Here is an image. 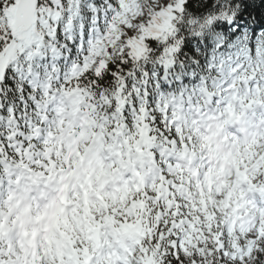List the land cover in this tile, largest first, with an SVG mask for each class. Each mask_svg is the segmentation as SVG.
Returning <instances> with one entry per match:
<instances>
[{
    "label": "snow or ice",
    "instance_id": "snow-or-ice-1",
    "mask_svg": "<svg viewBox=\"0 0 264 264\" xmlns=\"http://www.w3.org/2000/svg\"><path fill=\"white\" fill-rule=\"evenodd\" d=\"M73 89L79 97L68 98ZM256 89L264 91V0H0V195L7 189L39 212L40 201L73 199L87 177L103 174L93 185L102 195L137 186L147 193L136 211L156 225L159 264H241L242 256L243 264H264V236L251 254L244 246L232 259L226 229L223 247L196 241L187 255L183 205L173 216L172 197L157 198V185L171 190L179 175L173 142L188 143L184 129L198 117L222 118L225 105ZM67 125L80 138L58 157ZM252 174L253 184L264 182V171ZM106 214L111 207L96 220L103 224ZM101 231L98 245L81 236L61 264L126 257L119 237ZM15 235L0 213V264H18L6 243Z\"/></svg>",
    "mask_w": 264,
    "mask_h": 264
},
{
    "label": "rangeland",
    "instance_id": "rangeland-1",
    "mask_svg": "<svg viewBox=\"0 0 264 264\" xmlns=\"http://www.w3.org/2000/svg\"><path fill=\"white\" fill-rule=\"evenodd\" d=\"M144 2L147 3L148 0H144ZM166 23L167 22L165 21V24ZM259 97L260 96L258 94V89H256L253 95H246L245 97L237 100L235 103H229L225 105L224 111L221 114L224 116L227 115V118L231 116L237 119L238 117V125L243 124V130L247 132V137L241 141L242 144L246 142L247 144L245 146L238 145L235 150V154L233 155V159L236 161V163L242 168H246L247 174L253 168L258 167L261 161H264V108H260L258 102ZM244 108H246V112H250L249 115H246ZM200 119L202 121L210 122L212 117H200ZM184 130L189 131V128L186 127ZM76 133L77 129L73 128L71 125H67L64 129L61 130V135L58 139L57 144L55 145L56 154L58 157L60 155L61 148L68 150L69 154L72 150H74L73 145L77 142V139L80 138L77 137L76 139H73V137L76 136ZM92 135L95 136V133H93ZM81 136H83V133H81ZM190 149L183 150V156L186 159L190 157L189 161H183L189 164L192 163L194 159L193 155L198 153V149L196 147L192 148V146H190ZM64 159L65 163H67V156H65ZM172 159L174 161L173 156ZM254 161H256L255 164L253 163ZM178 164L182 165V167H184L185 169L187 168V164ZM247 174L245 173L243 176L244 179L248 181L249 179L247 177ZM102 175L103 174L97 175L95 178H93L92 176L87 177L85 181L86 187L82 186L80 193H73V199H64L60 202L59 205L51 200L48 202L42 201L43 204H40L43 217H41V219L38 217V222L31 219L32 217L30 213L32 208L36 211L35 203L29 206L27 203H24L20 199L16 198L15 194H12L10 196L8 190L5 189L10 200L6 202L4 206L8 207L9 211H12L13 214L17 217L16 227L19 226V229H22L23 226L26 225H28V227H33V225H36L37 231L41 233V236H39L41 245L38 246V242H36V237L38 235L31 230L30 232H26V234L29 236L28 244L30 247L27 253L22 251L23 245L18 240L20 249L25 255V259L23 261L24 264H35L33 262H35V259L38 255L42 258V261H47V263L49 264H61V262L65 258H71L76 254L75 249L72 248H74L76 242L80 240L81 236H83L85 239L90 240L91 231L96 228L102 230L105 226H107L111 233L119 237V246L123 250L127 251L126 257L117 255L114 260L111 256H109L108 259L112 260L113 264H116V261H119L121 259L126 260V258L128 257V253H130L131 245L141 239V237L145 233L144 228L141 224V219L139 218V213H137L136 211L137 209H139L141 212L143 211L142 202L144 200L140 202L131 201L130 198L126 201L124 199L120 200L119 198L116 200L117 194L121 192V190L119 189H116L115 192L111 195H102V190H96L93 186L94 181H100ZM243 180L241 182H243ZM175 181L179 180L176 179ZM107 183L108 182L105 181L103 187H107ZM243 184L244 182L240 185L242 186ZM157 188L162 189V191H157V196L165 193L167 194V196H171L165 185L158 184ZM171 188L174 191L173 193H176L178 195L183 194V189H181V187H178L177 184L173 183ZM133 189L134 192L142 191L141 187L139 186ZM207 192L208 191L204 190V193L201 194L205 197L207 195ZM215 193V198L221 197L223 201L224 198L219 194L218 188L215 189ZM227 195H225V198H227ZM144 197L145 196L141 193V198L144 199ZM172 200L173 197L167 201L169 209L173 207ZM130 201V207L128 209H125L124 206ZM62 203H65L66 207H63ZM235 204H238V202L235 201ZM101 207L104 208L106 213L109 207H115L114 212L116 213V219H118L117 217L121 215L119 209H124L129 213V215L134 216L135 218L132 220L125 218L127 224L118 226L115 224V221L110 219L109 215L106 214L104 217V223L101 224L96 220V218H93L91 215L92 213L98 215ZM205 207L206 206L204 205V203L202 205L201 202L200 213H202L204 216L207 215L205 213ZM208 209H210L209 206ZM238 215L239 210H236L235 214H232V212L230 213V224L233 222L231 218H235V220H237L239 218ZM240 222V224L238 223V225L240 226H238L237 232L231 231L230 229L227 232L226 239L230 243L231 249L233 250L232 259H235L236 256L243 251L244 246H247V252H245L244 255L248 256L250 252L253 251L256 242L260 240L261 236H264V210L256 211L254 217L252 218L242 217L240 219ZM187 230V238L181 244V250L185 253H187V249L190 248L192 235L195 234V228L193 225L188 224ZM63 233L66 234V237ZM4 234L7 236L8 232H5ZM68 235L70 238H73V241L68 240ZM185 244H187L188 247H185ZM220 247L221 245H219V248ZM240 259L242 260L243 256Z\"/></svg>",
    "mask_w": 264,
    "mask_h": 264
},
{
    "label": "trees",
    "instance_id": "trees-1",
    "mask_svg": "<svg viewBox=\"0 0 264 264\" xmlns=\"http://www.w3.org/2000/svg\"><path fill=\"white\" fill-rule=\"evenodd\" d=\"M249 78L251 79V77H249ZM258 91H259L258 92L259 96L261 98H264V91H262L260 89H258ZM66 95L68 98H71L72 96L79 97L80 93H79L78 89H73L70 93H67ZM259 101L264 105V100L259 99ZM146 136H147V134L144 133L142 135V139L144 140L146 138ZM182 146L186 147L187 144H185V143H183V141H181L180 145L177 147L176 144L173 142V148L175 149V153H180ZM262 171H264V169L260 168L258 173H260ZM182 178H185V176H182ZM255 179H256V176H255ZM173 181H174V177H172L170 183L172 184ZM256 183L261 184L264 187V182L257 180ZM163 184L167 186V189H169L168 184H166V183H163ZM193 192L194 191H188L189 194H193ZM144 195L146 197L147 193H145ZM177 197H179V196H177V195L174 196V205H176V210L173 211V216H176L177 212L179 211V206L183 205V208L187 214L184 216V220L182 221V223H185L186 225H188V224L193 225L195 228V234L192 235L190 248L196 247V241H199L200 243H205L207 241L208 243H213V244H217V242L219 240L221 241V238L224 235V231L226 229V225H225L224 221L221 220L220 213L214 211L211 214L204 216L203 214L199 213L197 209L196 210L191 209L189 205H186L185 202L182 200V198L179 197L180 199H179V201H177ZM0 198L4 199V200L7 199L5 191L2 195H0ZM142 200H144V199L143 198L132 199L131 201L140 202ZM144 205H145V200L142 202V210L144 209ZM195 206L198 207V205H195ZM0 213H2V214L6 213L7 217H9V219H7L6 222H8V220L9 221L11 220L10 214H8L7 211L2 209L1 207H0ZM165 215H167V210L165 211ZM159 217H160V213L157 212V219ZM114 220H115V218H114ZM118 222L116 223L117 225L127 224V221L125 220V218L122 220L118 219ZM141 224L144 228L145 233L142 236V238L135 243L133 251H132L131 255L129 256L128 260L129 261H135V262H138L140 264H159V259L156 256V253L159 251V241H157V244L154 247H151L152 246V237L154 235V230H155L156 225L153 224L152 227L149 228L146 220H143V221L141 220ZM161 239H163V235L161 236ZM145 240L148 241L147 245L143 243ZM11 246H12V248H15L13 241L11 242ZM72 249H74V248H72ZM200 251L202 253L203 249H200ZM186 254L187 255L191 254L189 252V249L187 250ZM209 255H211V253H209ZM44 264H48V263H44ZM241 264H243V261Z\"/></svg>",
    "mask_w": 264,
    "mask_h": 264
},
{
    "label": "water",
    "instance_id": "water-1",
    "mask_svg": "<svg viewBox=\"0 0 264 264\" xmlns=\"http://www.w3.org/2000/svg\"><path fill=\"white\" fill-rule=\"evenodd\" d=\"M93 242L95 243V244H99L100 242H99V239H98V231L97 230H95L94 232H93Z\"/></svg>",
    "mask_w": 264,
    "mask_h": 264
}]
</instances>
